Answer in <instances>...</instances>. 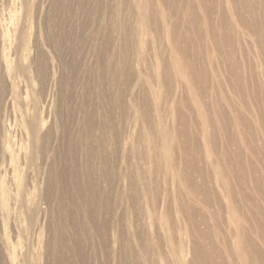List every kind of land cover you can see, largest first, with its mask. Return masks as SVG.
<instances>
[{
    "label": "rangeland",
    "instance_id": "1",
    "mask_svg": "<svg viewBox=\"0 0 264 264\" xmlns=\"http://www.w3.org/2000/svg\"><path fill=\"white\" fill-rule=\"evenodd\" d=\"M97 80L87 203L65 150ZM61 242L86 264H264V0H0V264Z\"/></svg>",
    "mask_w": 264,
    "mask_h": 264
},
{
    "label": "bare ground",
    "instance_id": "2",
    "mask_svg": "<svg viewBox=\"0 0 264 264\" xmlns=\"http://www.w3.org/2000/svg\"><path fill=\"white\" fill-rule=\"evenodd\" d=\"M116 73H118L117 68L110 71V83L112 84L114 83ZM101 83L102 82L100 80H97V84H95L96 91L95 99L93 100V107L95 112L91 111L90 113L83 106L79 108V112L85 116L82 122L83 125H85V131H81L74 136L68 135L67 148L65 150V155L66 157H68L70 167L72 168V170H70V173H68L65 183H67L68 189L72 190L70 193H72L76 198L79 199L82 194H85L87 203H95L96 200L98 201L99 199L101 200L105 198L104 194L100 196V194H97V192L96 194L94 193V190L97 189L99 183L98 180L93 176L92 168L88 165V158L93 150L90 139L87 136L88 131L91 130L90 128L92 122L95 121V116L99 118L97 115L100 114L101 111H103V106L105 105L106 108L111 104L110 101H108V92L104 89L103 86H100ZM105 113V120L100 119L96 123L97 130L101 131L102 133L105 131L106 124L109 119L107 112ZM26 116L28 118V123L26 122V131L27 138L30 141V146L29 153L24 152V154L22 155V161L24 166H32L33 157L31 153H33L34 141L39 134L40 126L33 112L26 113ZM29 119L32 120L29 122ZM102 133L98 134L95 138L96 140H98V142L102 141ZM103 152L104 150L102 147H100V145L95 150L97 157L101 158L102 160L105 159ZM54 198L58 200L59 195H54ZM82 213L83 215L88 216L87 210L83 211ZM77 232H84V229L79 223H76L75 226L68 229L69 238L74 239V237L77 235ZM56 245L57 246L54 251L55 264H65V261L67 260H69L70 264H86L84 260V252L76 242L72 243L70 246H67L66 243L62 242L57 243ZM207 258L208 257L205 256L203 260H206Z\"/></svg>",
    "mask_w": 264,
    "mask_h": 264
}]
</instances>
